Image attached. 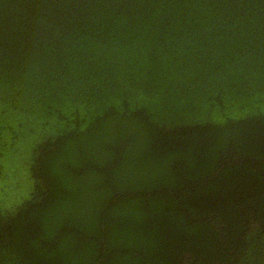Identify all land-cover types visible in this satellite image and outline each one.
Returning a JSON list of instances; mask_svg holds the SVG:
<instances>
[{
  "label": "trees",
  "instance_id": "trees-1",
  "mask_svg": "<svg viewBox=\"0 0 264 264\" xmlns=\"http://www.w3.org/2000/svg\"><path fill=\"white\" fill-rule=\"evenodd\" d=\"M0 264H264V0H0Z\"/></svg>",
  "mask_w": 264,
  "mask_h": 264
}]
</instances>
